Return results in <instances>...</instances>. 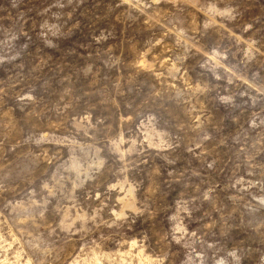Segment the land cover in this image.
<instances>
[{
  "label": "clouds",
  "instance_id": "clouds-1",
  "mask_svg": "<svg viewBox=\"0 0 264 264\" xmlns=\"http://www.w3.org/2000/svg\"><path fill=\"white\" fill-rule=\"evenodd\" d=\"M220 2L224 6L223 10L216 9L214 3L209 5L205 14L211 13V16L197 30L196 26L189 23L188 6L194 8L200 4V0H35V3L33 0H0V73L3 74L0 76V112L9 105L18 109L17 119L13 121L9 118L7 130L2 133L3 139H0V194L16 191L4 183L9 178L26 194V189L41 179L45 144H62L71 149L78 137H89L93 145L101 143L104 149L112 150V136L115 133L111 126H105L104 121L99 119L93 123L90 117H81L75 110L69 113L56 109L62 126L59 138L35 129L32 125L38 123L43 115L38 111L39 98L59 88L63 79H67L56 71L61 58L76 60L89 49H100V56L106 58L105 67L118 65L120 60L117 53L121 41L128 44L142 39L146 35V27L157 32L163 31L165 36L180 34L187 37L188 33L194 32L188 37L192 46L203 41L220 61L213 64L211 60H205L203 63L198 62V66L209 68L211 65L209 71L216 81L227 79L229 85L237 81L247 85L246 89L240 91L237 84V90L231 91L218 84L204 83L199 91L207 93L205 98L213 106L238 108L241 105L235 102L237 96L249 97L253 105L264 102V78L258 80L253 76L249 80L247 76L251 61L264 67V61L258 60V57H264V52H261L264 48V0ZM201 9L204 10L202 5ZM86 13H90L92 27L84 32L81 16ZM216 16L222 17L224 21L219 29H224L225 23H230L238 29L240 37L235 36L231 29L220 32L219 37L209 31L216 23ZM82 32L83 38L78 39V34ZM246 34L248 39H241ZM242 44L248 45V49L241 47ZM105 48L108 50L104 51ZM189 50H186L185 55ZM239 52L243 53V58L234 63ZM237 64L245 67L240 69ZM85 66L89 72L92 70L91 64ZM217 68L223 69L225 74L217 73L214 70ZM178 71L173 68L169 74ZM162 92L152 93V104L145 101L144 111L155 113L147 116L150 122H154L157 116L162 121L166 119L165 113L160 110L163 105L157 103V98H163ZM242 103L247 105L248 100ZM260 111L264 112V106H261ZM258 116V112H253V128L257 127ZM206 124L207 121H203L191 127L196 138L189 144L202 147L205 141L213 139ZM260 124H264V119L260 120ZM0 127H3L2 123ZM169 139L171 142L164 146L173 151L184 144L183 137ZM262 140L264 133L251 144L245 141L237 153L238 162L233 176L220 192L214 182L201 176L200 171L185 170L189 178L199 179L198 185H190L182 173L179 176L181 184L176 188L173 183L178 179L176 175L169 172L170 179L161 178L157 183L152 177L158 176L159 170L153 169L148 172L147 191H141L139 200L131 196L135 189H129V202L124 204V208L129 210L127 215L121 210L114 219H104L99 216L101 210L97 209L95 216L87 218L91 227H82L79 231H106L104 239L119 238L125 242L126 234H130L128 238H138L134 243H137L141 260L145 258V252H149L147 258L152 260V264H264V163L256 160V156L264 151V147L260 146ZM131 143L133 146L128 149V153H137V159L124 162L123 156L118 157L123 162L119 170L125 174L130 169L143 173L146 169L139 168L138 164H147V160L139 159L140 150L135 147L136 141ZM5 150L7 157L3 154ZM94 150L97 153L101 151L100 148ZM186 150L194 151L191 146ZM199 158L202 168L215 171V159L208 161L203 156ZM163 159L168 165H176L178 158L164 156ZM59 160L57 153L48 163ZM103 165L104 161L100 160L96 171L99 172ZM241 165H244L247 179L244 175H237ZM144 179L143 175L134 177L137 188L141 187ZM124 183H128L127 175ZM41 186L48 187L47 183ZM76 186H80L79 183ZM174 190L179 192V196L170 202L168 197ZM48 194L55 195L51 190ZM34 195V190L28 195L30 207L36 204ZM17 207L14 205L13 211ZM39 215L42 217L43 211ZM25 232L27 234V230ZM28 246L34 251L37 249L34 243L29 242ZM113 255L129 256L130 253ZM134 259L136 257L132 256L129 264ZM36 264H43V261L37 259Z\"/></svg>",
  "mask_w": 264,
  "mask_h": 264
},
{
  "label": "rangeland",
  "instance_id": "rangeland-1",
  "mask_svg": "<svg viewBox=\"0 0 264 264\" xmlns=\"http://www.w3.org/2000/svg\"><path fill=\"white\" fill-rule=\"evenodd\" d=\"M213 3L216 9L223 10L224 6L220 0H200L196 7L188 6L189 23L196 26L197 30L209 20L211 13L206 15L205 11ZM89 15L90 13H86L81 16L84 32L92 27ZM215 20L216 23L209 29L214 35L219 37L220 32L231 29L235 36L240 37L238 29L233 28L230 23H225L224 29H219V25L224 23L222 17L216 16ZM216 29L219 30L214 31ZM145 33L146 35L137 41L128 44L121 41L117 53L120 60L118 65L105 67L106 58L100 56V49H89L76 60L61 58L56 65L57 73L67 79H63L59 88L39 98L38 111L43 115L40 121L32 126L59 138L62 126L56 109L69 113L75 110L81 117H90L93 123L99 119L104 121L105 126H111L115 133L112 136V150L104 149L101 143L93 145L89 137H78L71 149L62 144H45L46 155L43 158L44 166L41 168L43 176L34 186L26 189L27 194L16 187L12 178L4 181L16 191L0 194V212L3 213L0 215V221L3 222L0 223V264H29L30 261L36 264L37 259L42 260L43 264H129L132 256L136 259L132 260L131 264H152V260L147 258L150 256L149 252H145V258L141 260L137 243H134L138 238H128L130 234H126L125 242L119 238L104 239L107 236L106 231L81 232L79 229L91 227L87 218L95 216L97 209L101 210L99 216L104 219H114L115 214L121 210L127 215L129 210L124 208V204L129 202V189H135L131 196L139 200L141 191H147L148 172L153 169L159 170V175L152 177L157 183L161 178L170 179L169 172L176 175L178 179L173 182L176 188L181 184L179 176L182 173L190 185H198L199 179L189 178L185 170L200 171L201 176L214 182L220 192L233 176L238 162L237 153L245 141L251 144L264 133V124H260V120L264 119V112L260 111L264 102L253 105L249 97L237 96L235 102L241 105L238 108L213 106L205 98L207 93L202 94L199 91L204 83L218 84L221 88L227 87L231 91L237 90V84L240 91L246 89L247 85L239 81L229 85L227 79L216 81L209 71L211 65L209 68H200L198 62L211 60L215 64L220 61L203 41L192 46L188 37L194 35V32L188 33L187 37L180 34L165 36L163 31L157 32L156 29L149 30L146 27ZM83 35L82 32L77 38L82 39ZM121 35L123 36V33ZM241 39H248L247 34ZM221 46L223 47V44ZM241 47L248 49V45L242 44ZM261 52H264V48ZM242 58L243 53L239 52L233 62ZM258 60L264 61V57H258ZM86 64L92 65L90 72ZM250 65L247 71L249 80L253 76L258 80L264 78V67L256 61H251ZM237 67L243 69L245 66L237 64ZM173 68L179 71L170 75L169 72ZM214 70L225 74L223 69ZM2 75L0 73V76ZM161 90L163 98H157V103L163 105L160 110L165 113L166 119L162 121L157 116L154 122H150L147 116L155 113L144 111L145 101L152 104V93ZM243 100H248V104H243ZM17 112L18 109H13L11 105L0 112V123L3 125L0 127V139H3L2 133L7 130L9 118L13 121L17 119ZM253 112L259 113L255 128L251 126ZM203 121H207L205 127L213 139L205 141L202 147H196L195 144H189V141L196 138V133L191 131V127ZM176 136L184 138V144H181L179 149L173 151L164 146L171 142L170 137ZM131 141H136L135 147L140 150L139 159L147 160V164H138L139 168L146 169L143 173L130 169L125 174L119 170L123 162L118 157L123 156L124 162L137 159V153H128V149L133 146ZM188 146L193 147L194 151L188 152ZM260 146L264 147V140L260 142ZM96 148L101 151L97 153L94 150ZM57 153L60 160L49 164L48 160ZM3 154L7 157L6 150ZM164 156L170 159L178 158L177 164L168 165L163 159ZM201 156L208 161H217L215 171L201 167ZM240 156L241 159L244 158L242 153ZM100 160L104 161V165L97 172L96 165ZM256 160L264 163V151L256 156ZM125 175L127 184L124 183ZM137 175L145 177L140 188L134 183V177ZM237 175L248 178L244 165H241ZM42 183H47L48 187L43 188ZM78 183L80 186H76ZM33 190L36 204L30 207L28 195ZM49 190L55 195H49ZM178 196L179 192L174 190L168 200L172 202ZM9 201L12 203L8 204ZM14 205H18L15 211ZM172 207L174 209L175 204ZM41 211L42 217L39 215ZM169 214H172L171 211ZM29 242L37 245L35 251L28 246ZM126 252L130 255H113Z\"/></svg>",
  "mask_w": 264,
  "mask_h": 264
}]
</instances>
